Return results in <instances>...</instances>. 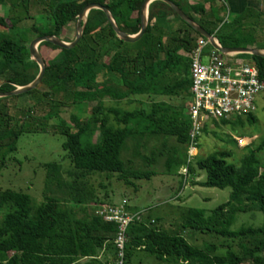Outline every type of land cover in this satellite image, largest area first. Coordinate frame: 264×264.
Returning a JSON list of instances; mask_svg holds the SVG:
<instances>
[{"label": "trees", "instance_id": "16d2710c", "mask_svg": "<svg viewBox=\"0 0 264 264\" xmlns=\"http://www.w3.org/2000/svg\"><path fill=\"white\" fill-rule=\"evenodd\" d=\"M145 1L10 0V16L0 17V26L11 32L19 30L24 21L36 19L34 12L43 7L38 16L45 21V32L34 25L31 34L34 38L54 36L66 41L64 30L77 26L84 7L101 4L125 34L136 36L142 30ZM171 1L224 48H253L249 45L255 44V39L249 33L259 29L249 27L247 21L254 19L257 26L262 19L260 13L249 9L226 20L222 16L225 6H218V0H209V10L192 5L189 0ZM171 17L174 21H170ZM84 25L82 39L72 50L41 44L59 53L45 60L47 71L37 89L0 98V178L10 157L18 152L20 138L27 134L11 114L9 102L39 92L49 110L40 118L32 116L34 108L25 112L26 118L45 123L32 133L49 134L52 130L53 134L64 136L63 150L72 167L64 173L58 163L44 166L46 201L36 209H32L28 194L14 190L0 193V209L9 210L0 222V264H78L80 260L96 259L107 242L115 247L119 227L104 222L97 214L98 207L106 203L97 193L94 176H117L118 181L131 186L134 181H151L156 177L158 173L153 169L162 161L167 174L187 168V175H182L185 181L188 176L194 180L198 171L204 172L206 180L193 185L231 188V200L211 213L188 209L180 225L171 224L168 228L161 224V219L153 224L148 222L150 217L132 224L128 229L125 263L130 264L138 253L144 252L166 264H264V223L259 228L243 226L233 230L239 214L264 213V160L260 156L264 141L246 148L247 154L238 165L232 162V151L199 157L194 163L188 159L192 124L186 110L193 97L191 65L185 54L192 53L202 37L162 1L149 6L147 31L134 44L118 37L101 10H92ZM29 28L25 25V34ZM255 45L258 46L253 49L264 51V45ZM29 47L24 40L6 37L0 31L1 94L29 86L39 76L40 67L35 62L31 66L26 64ZM243 57L256 63L264 81V57ZM106 92L113 100H119L118 104L128 101L140 106L133 110L107 106L102 100ZM54 94H62L64 101L53 102ZM95 103L89 117L71 115L72 125L61 117L70 108L83 111ZM54 118L59 124L49 127ZM246 122L254 125L257 118L250 115L235 122L216 121L215 125L244 128ZM207 130L205 125L203 131ZM151 140L161 144L153 147L149 156L136 154L145 162V168L137 170L133 160L124 158V152L130 141L136 142L138 150ZM172 140L182 148V153L175 147L169 148ZM54 192L62 197L50 196ZM190 235L209 237L210 241H204L202 247L194 246L187 238Z\"/></svg>", "mask_w": 264, "mask_h": 264}, {"label": "rangeland", "instance_id": "374dc122", "mask_svg": "<svg viewBox=\"0 0 264 264\" xmlns=\"http://www.w3.org/2000/svg\"><path fill=\"white\" fill-rule=\"evenodd\" d=\"M43 8V7H42ZM42 8L38 7L34 12L33 17L36 19L25 21L19 27V30L14 32L7 31L0 26V31L6 35V37L15 38L18 40H24L27 44H31L34 36L31 34V27L36 25L37 30L45 32L46 24L41 16H38L42 12ZM25 16V13L22 12ZM5 15V16H4ZM1 17L10 16V12H0ZM25 25L30 27L25 34ZM179 27L182 25L179 24ZM183 29H186L184 26ZM78 35L77 26L72 27L70 30H64L63 37L67 44H71L76 40ZM252 43V42H250ZM249 46L256 48L258 45L250 44ZM39 52L42 54L45 60L54 58L59 52L54 51L49 47L40 45L38 47ZM26 64L31 66L35 61L30 56L26 58ZM36 63V62H35ZM21 88V87H18ZM102 100L107 106H118L125 110H133L139 107V103L134 104L124 101L118 104L111 98V95L107 92L102 95ZM42 93L39 92L34 96L21 97L15 101L9 102L11 114L19 120V124L24 126V130L27 134L23 135L18 143V152L10 157L8 161L7 169L3 171L0 178V193L6 190H14L28 194L32 198V209H36L37 206L42 205L45 200L46 194V178L47 173L44 169L46 164L58 163L62 166L64 173L72 170L70 162L67 160V153L63 150V145L66 142V138L62 135H55L53 131L48 133H36L33 134L35 128H42L44 122H37L33 119L26 118L25 112L29 108L36 109L32 116L40 118L48 112V103L43 102ZM53 102L64 101L62 94H54L52 98ZM97 103L90 104L82 111L81 108H70L68 111L62 112L61 117L69 124L71 122V115H84L90 116V110L96 107ZM148 107V106H147ZM188 110H186L187 113ZM257 122L254 125H249L246 122V126L235 127L234 126H222L216 127V121L209 122L208 130L203 131L201 139L199 141V148L196 153V157L192 159L194 163L197 158H207L208 156L223 151H232L234 158L232 162L236 165L239 164L240 159L247 154V150L237 147L236 138H246L252 140L253 144H261L264 141V100L258 102V111L255 114ZM57 118L51 120L48 125L53 127L58 125ZM72 125V124H70ZM42 126V127H41ZM252 136V137H251ZM99 134L94 136L95 141L98 139ZM141 142V140H140ZM155 140L149 141L146 147L138 149L135 147L136 142L130 141L127 150L124 152V158L126 160H133L135 162V168L142 170L145 168V162L143 158L136 155L138 152L142 156H149L150 150L159 145ZM177 148L178 152L183 151L179 147L175 140L169 142V148ZM182 153V152H181ZM264 160V152L260 155ZM189 159V154H188ZM172 168V167H171ZM153 170L157 171L158 175L151 181H134V185L127 186L123 182L118 181L117 176L113 175H95L93 178L94 185L97 188V193L106 204L124 205L128 207L142 209L146 211L144 220L147 219L150 223H155L156 220L161 219V224L168 228L169 225L176 223L180 225L184 213L188 209L204 210L207 213H211L220 206L230 202L232 190L228 188L226 190L209 189L200 186L193 185V183H202L206 180V174L198 171L195 179L193 177H187V181L184 180L182 174L179 171L174 170L173 173L167 174L165 161H162ZM170 172L172 170L170 169ZM101 185L107 189H102ZM50 196H56L61 198V194L58 192L51 193ZM8 208L0 209V222L4 215L8 212ZM141 211V210H140ZM152 216V217H151ZM153 219V220H152ZM264 223V213L255 212L248 214H239L237 222L233 227L234 231H237L243 226L259 228ZM189 242L198 247H202L204 241H210L209 237L187 236ZM130 264H166L158 262L151 255L140 252L138 253Z\"/></svg>", "mask_w": 264, "mask_h": 264}, {"label": "built area", "instance_id": "2783aa9c", "mask_svg": "<svg viewBox=\"0 0 264 264\" xmlns=\"http://www.w3.org/2000/svg\"><path fill=\"white\" fill-rule=\"evenodd\" d=\"M215 41L219 47L224 48L216 37ZM185 56L191 65L193 97L192 104L187 109L192 124L188 146L190 162L197 156L199 141L209 122H235L257 113L258 102L264 100V81L261 80L259 69L253 60L240 54L225 55L203 37L198 39L194 51ZM252 140L236 138L240 149L251 146ZM187 171L185 168L184 175H187ZM97 214L104 222L119 227L115 240L117 264H126L128 229L136 222H143L146 211L131 212L126 204H103L98 207Z\"/></svg>", "mask_w": 264, "mask_h": 264}, {"label": "water", "instance_id": "95a60500", "mask_svg": "<svg viewBox=\"0 0 264 264\" xmlns=\"http://www.w3.org/2000/svg\"><path fill=\"white\" fill-rule=\"evenodd\" d=\"M155 1H162L169 5L174 12L185 22L187 23L190 27H192L201 37L210 40L211 44L218 49L220 52H222L225 55H230V54H240V55H251V56H258V57H264V52L260 51L258 49H251V48H221L217 45L215 41V37L211 34H209L207 31L202 29L201 27L197 26L194 22H192L171 0H146L143 4L142 7V30L141 32L136 35V36H129L125 34L116 24L115 20L113 19L110 11L103 5L101 4H89L84 7L82 12L79 15L78 22H77V31L78 35L76 37V40L71 43L67 44L58 37L54 36H46V37H39L33 40L30 44L29 50H30V55L33 58V60L36 62V64L40 67V74L37 77V79L30 84L29 86L26 87H21L17 88L16 91L10 92L8 94H1L0 93V98H6V97H14V96H19L23 95L26 93H29L31 91H34L37 89V87L42 83L45 73L47 71V65L45 62V59L41 55V53L38 50V47L43 44V43H51L54 46L64 49V50H72L74 49L81 41L83 33H84V24L88 18L89 13L92 10H101L103 11L110 23L112 24L115 32L117 33L118 37L130 44H134L139 42L145 35L148 27V18H147V12H149V6L155 2Z\"/></svg>", "mask_w": 264, "mask_h": 264}, {"label": "crops", "instance_id": "0c3cea01", "mask_svg": "<svg viewBox=\"0 0 264 264\" xmlns=\"http://www.w3.org/2000/svg\"><path fill=\"white\" fill-rule=\"evenodd\" d=\"M0 1H1L0 12L2 11L9 12L10 0H0ZM2 1L4 2L2 3ZM189 3L192 5H197V4L202 5L206 7L208 10L211 6L209 0H189ZM216 4L218 6H225V13L223 12L222 16L225 15L226 20L230 19V16L233 14L235 15L242 14L249 9L254 10L257 13H260L262 15V19H260L261 21L257 26L255 25L256 21L254 19L248 20L247 25L251 28L259 29V31L253 29L250 30L249 36L255 39L253 40L255 44L264 45V0H218ZM147 18L149 19V12H147ZM170 21H174V17H171ZM183 171L184 169H181L180 174H182ZM129 207L135 212H140V210L142 211V209L133 208L131 206ZM90 261H94V262L90 263ZM78 264H117V252L114 247V244L112 245V243L107 242L96 259L80 260Z\"/></svg>", "mask_w": 264, "mask_h": 264}]
</instances>
